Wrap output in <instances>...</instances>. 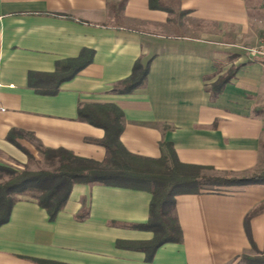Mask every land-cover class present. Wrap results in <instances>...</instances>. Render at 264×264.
Wrapping results in <instances>:
<instances>
[{
	"label": "crops",
	"instance_id": "obj_1",
	"mask_svg": "<svg viewBox=\"0 0 264 264\" xmlns=\"http://www.w3.org/2000/svg\"><path fill=\"white\" fill-rule=\"evenodd\" d=\"M149 0H0V165L29 166L37 149H64L103 162L105 131L79 121L88 108L119 110L120 142L132 155L159 159L171 144L178 161L201 177L264 173V61L244 49L264 35V0H176V10ZM94 52L92 62L41 95L28 74H51L56 63ZM139 60L145 86L111 92ZM235 69L219 95L210 88ZM151 194L123 187L76 184L53 220L36 200L21 197L0 225V264H242L264 251V186L213 187L176 197L182 242L145 253L119 244L151 241L133 225L149 218ZM87 213L80 217L81 213ZM248 219L252 244L245 232Z\"/></svg>",
	"mask_w": 264,
	"mask_h": 264
},
{
	"label": "trees",
	"instance_id": "obj_2",
	"mask_svg": "<svg viewBox=\"0 0 264 264\" xmlns=\"http://www.w3.org/2000/svg\"><path fill=\"white\" fill-rule=\"evenodd\" d=\"M127 0H120L111 6L115 20L123 18V10ZM149 7L170 12V8L156 0H149ZM94 52L81 50L74 59L59 61L51 74L29 73L28 86L41 95H55L61 83L72 79L77 73L92 62ZM235 69L221 76L211 85V97L219 95L226 83L233 77ZM148 65L135 61L129 77L116 83L111 92L118 95L130 94L145 86ZM106 115L105 120L92 115L88 108L78 110L79 121L87 122L105 131L104 139L99 143L105 148L106 156L103 162L76 157L64 149L51 150L40 148L47 161L57 162L53 170L29 171L13 170L0 165V225L6 223L13 205L24 196L36 200L39 207L45 209L49 219L53 220L64 207L72 187L76 184L104 185L147 191L151 194L149 218L147 223L133 225L134 228L149 231L153 238L149 242L138 244H119V246L140 250L145 253V259L151 261L157 248L167 243H181L182 231L176 215V197L178 195H194L213 187H233L246 185H263L264 173H252L246 176L219 178L199 176L200 167L181 164L171 144L162 146L165 153L159 159H145L130 154L121 144L119 138L122 126L119 123L121 114L113 106H99ZM7 140L24 152L28 158L30 153L19 145L13 133ZM157 163L161 171L149 168H138L135 162ZM87 213L83 212L79 218ZM247 217L245 232L252 244ZM254 249V245L252 244ZM242 264H264V251L255 256L242 255Z\"/></svg>",
	"mask_w": 264,
	"mask_h": 264
},
{
	"label": "rangeland",
	"instance_id": "obj_3",
	"mask_svg": "<svg viewBox=\"0 0 264 264\" xmlns=\"http://www.w3.org/2000/svg\"><path fill=\"white\" fill-rule=\"evenodd\" d=\"M166 4L172 6L174 8V10H176V0H163ZM245 52V51H244ZM37 152V156H32L28 158L30 165L29 166H24V167H20V166H8L10 168H12L13 170H17V171H22V170H29V171H38V170H53L55 168L58 167V164L56 161H54L55 163H51V161H47L45 158V155L40 151V148H38L36 150ZM28 157V156H27ZM135 166H137L138 168H149L153 171H161V167L157 164V163H147L145 164V162L143 161H137L134 164ZM7 179L6 176L2 177V180L0 181H5ZM227 188V187H224ZM24 196H19L18 198H21Z\"/></svg>",
	"mask_w": 264,
	"mask_h": 264
},
{
	"label": "built area",
	"instance_id": "obj_4",
	"mask_svg": "<svg viewBox=\"0 0 264 264\" xmlns=\"http://www.w3.org/2000/svg\"><path fill=\"white\" fill-rule=\"evenodd\" d=\"M242 49L245 51L248 60L264 61V35L256 47Z\"/></svg>",
	"mask_w": 264,
	"mask_h": 264
}]
</instances>
